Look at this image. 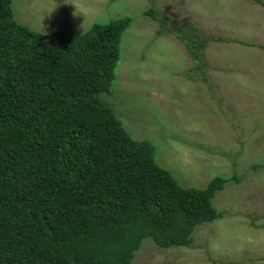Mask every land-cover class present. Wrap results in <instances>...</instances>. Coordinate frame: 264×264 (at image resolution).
Listing matches in <instances>:
<instances>
[{"label":"trees","instance_id":"16d2710c","mask_svg":"<svg viewBox=\"0 0 264 264\" xmlns=\"http://www.w3.org/2000/svg\"><path fill=\"white\" fill-rule=\"evenodd\" d=\"M146 13L202 62L195 26L178 31L153 6ZM129 21L43 32L0 0V264H128L144 237L188 244L197 224L219 216L211 199L224 177L180 184L101 99Z\"/></svg>","mask_w":264,"mask_h":264},{"label":"rangeland","instance_id":"374dc122","mask_svg":"<svg viewBox=\"0 0 264 264\" xmlns=\"http://www.w3.org/2000/svg\"><path fill=\"white\" fill-rule=\"evenodd\" d=\"M263 1L12 0L15 19L43 32L80 33L129 15L104 105L152 142L180 184L226 180L211 199L219 216L197 224L190 243L161 247L146 236L128 264H264ZM151 6L178 31L195 26L201 63L176 33H159Z\"/></svg>","mask_w":264,"mask_h":264}]
</instances>
